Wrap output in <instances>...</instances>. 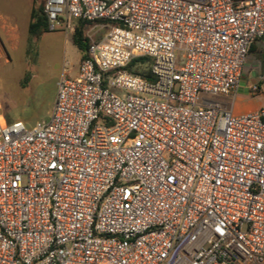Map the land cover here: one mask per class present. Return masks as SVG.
Masks as SVG:
<instances>
[{
  "label": "built area",
  "instance_id": "2783aa9c",
  "mask_svg": "<svg viewBox=\"0 0 264 264\" xmlns=\"http://www.w3.org/2000/svg\"><path fill=\"white\" fill-rule=\"evenodd\" d=\"M44 13L53 33L94 23L91 43L48 120L7 123L0 105V264H264V107L225 101L264 41V0ZM141 58L151 80L128 72Z\"/></svg>",
  "mask_w": 264,
  "mask_h": 264
},
{
  "label": "rangeland",
  "instance_id": "374dc122",
  "mask_svg": "<svg viewBox=\"0 0 264 264\" xmlns=\"http://www.w3.org/2000/svg\"><path fill=\"white\" fill-rule=\"evenodd\" d=\"M44 0L37 1V5ZM34 0H0V105L7 123L22 122L32 129L53 108L60 81L78 60V50L62 30L30 38L28 28ZM108 28L99 36L103 37ZM32 41V42H31ZM244 79L255 80L264 92V41L248 56ZM29 77L24 88L23 79ZM252 98L261 99L255 95Z\"/></svg>",
  "mask_w": 264,
  "mask_h": 264
},
{
  "label": "trees",
  "instance_id": "16d2710c",
  "mask_svg": "<svg viewBox=\"0 0 264 264\" xmlns=\"http://www.w3.org/2000/svg\"><path fill=\"white\" fill-rule=\"evenodd\" d=\"M37 1L39 0H34L35 5L31 12L30 24H29V29H28L30 38H38L44 34L49 33L48 20L44 13V3L37 5ZM235 1H238V0H235ZM93 24L94 23L87 22V21H79L76 27V31L73 35V44L81 53L82 60L88 57V50H89V46L91 42L87 36V32ZM250 51L253 52L252 48ZM147 61L148 59H145V58H141V59L134 61L128 67V72H130L131 74L140 76L146 80H151L149 71L146 70L147 67L145 66ZM29 81H30V78L26 76L23 79L22 86L25 88L29 84Z\"/></svg>",
  "mask_w": 264,
  "mask_h": 264
},
{
  "label": "crops",
  "instance_id": "0c3cea01",
  "mask_svg": "<svg viewBox=\"0 0 264 264\" xmlns=\"http://www.w3.org/2000/svg\"><path fill=\"white\" fill-rule=\"evenodd\" d=\"M63 34H65V33H63ZM44 35H42V36H44ZM69 36H71V38H73V35L65 34V37L68 40H69V38H68ZM259 43H260V41H256L252 45L251 48H252L253 52L250 51L249 55L258 51ZM70 44L74 48H76L73 44V41L70 40ZM81 61H82V55L78 50V60L75 63V66H73V68L71 69V72L67 73L66 77L75 78L78 76V69H79V65H80ZM243 72H244V70H243ZM243 76H244V73L242 74L241 81H240V87L238 88V90L235 91L234 93H232L231 95H229L228 97H226V99H225L227 109L231 110L236 115L254 112V111H257V110L264 107V92L262 90L263 88H261V85H260V91L257 94H252L250 92V87L252 85L257 84V82L255 80H252V81L245 80ZM262 81H264V80H262ZM255 95H257V96L259 95L261 99L252 98ZM55 101H56V99H55ZM55 101L53 103V108H54ZM53 108H52V110H53ZM52 110H51V112H50V114L46 120H48L50 118ZM46 120H43V121H46Z\"/></svg>",
  "mask_w": 264,
  "mask_h": 264
}]
</instances>
